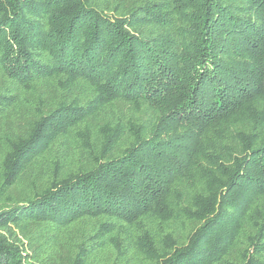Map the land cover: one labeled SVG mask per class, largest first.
<instances>
[{
	"label": "trees",
	"instance_id": "16d2710c",
	"mask_svg": "<svg viewBox=\"0 0 264 264\" xmlns=\"http://www.w3.org/2000/svg\"><path fill=\"white\" fill-rule=\"evenodd\" d=\"M0 264H264V0H0Z\"/></svg>",
	"mask_w": 264,
	"mask_h": 264
}]
</instances>
